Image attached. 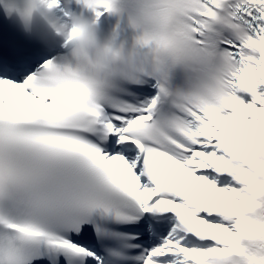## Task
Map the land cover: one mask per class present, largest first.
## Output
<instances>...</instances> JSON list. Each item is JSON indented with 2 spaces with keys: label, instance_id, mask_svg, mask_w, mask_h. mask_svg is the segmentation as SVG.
Segmentation results:
<instances>
[{
  "label": "snow or ice",
  "instance_id": "1",
  "mask_svg": "<svg viewBox=\"0 0 264 264\" xmlns=\"http://www.w3.org/2000/svg\"><path fill=\"white\" fill-rule=\"evenodd\" d=\"M159 12L176 45L143 73L0 72V264H208L264 198V0Z\"/></svg>",
  "mask_w": 264,
  "mask_h": 264
},
{
  "label": "clouds",
  "instance_id": "2",
  "mask_svg": "<svg viewBox=\"0 0 264 264\" xmlns=\"http://www.w3.org/2000/svg\"><path fill=\"white\" fill-rule=\"evenodd\" d=\"M73 0H0L8 19L32 35L37 18L47 22L64 51L59 65L90 75L140 74L147 59L171 51L176 31L171 16L159 12L162 0H135L132 11H122L123 0H104L117 17L109 30L98 18L77 12ZM82 9L91 0H75ZM57 10L59 14H57ZM126 33L120 39L117 30ZM237 230L230 244L209 257L208 264H264V198L253 196L235 214Z\"/></svg>",
  "mask_w": 264,
  "mask_h": 264
}]
</instances>
